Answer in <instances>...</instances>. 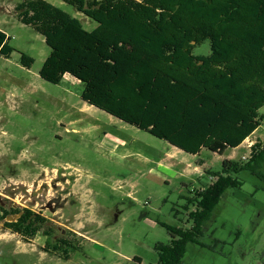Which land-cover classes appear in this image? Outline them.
Listing matches in <instances>:
<instances>
[{
    "label": "rangeland",
    "instance_id": "rangeland-1",
    "mask_svg": "<svg viewBox=\"0 0 264 264\" xmlns=\"http://www.w3.org/2000/svg\"><path fill=\"white\" fill-rule=\"evenodd\" d=\"M46 1L88 31L98 26L62 0ZM20 2L0 0V29L15 49L9 59L0 57V201L8 212L28 208L48 222L26 240L6 228L17 215L0 221V264L158 263L156 246L172 239L162 224L191 229L189 200L215 181L210 174L225 160L247 161L251 143L264 147V120L240 148L223 155L185 153L84 103L72 77L59 85L43 80L50 49L20 22ZM22 54L35 60L31 69L21 65ZM195 54L210 55V41ZM259 113L264 117V107ZM237 177L243 186L227 191L201 246L190 244L181 264H259L264 164L257 175ZM63 237L78 248L68 260L52 247Z\"/></svg>",
    "mask_w": 264,
    "mask_h": 264
},
{
    "label": "trees",
    "instance_id": "trees-1",
    "mask_svg": "<svg viewBox=\"0 0 264 264\" xmlns=\"http://www.w3.org/2000/svg\"><path fill=\"white\" fill-rule=\"evenodd\" d=\"M78 4L81 14L98 24L93 31L46 0H21L15 8L20 22L43 36L50 49L40 71L43 80L59 85L65 76L72 77L84 103L191 155L203 149L223 155L240 148L262 126L264 0ZM10 41L0 29V57L9 59L15 52ZM206 41L211 54L196 55ZM34 63L21 55L24 68ZM263 164L264 147L257 142L247 161L225 160L220 172H212L215 181L189 200L191 229L162 224L172 239L156 246V264H181L190 244L201 246L205 226L227 191L243 186L237 175H257ZM21 212L5 210V216ZM23 212L6 228L32 240L48 220ZM52 247L67 260L78 250L64 237Z\"/></svg>",
    "mask_w": 264,
    "mask_h": 264
},
{
    "label": "flooded vegetation",
    "instance_id": "flooded-vegetation-1",
    "mask_svg": "<svg viewBox=\"0 0 264 264\" xmlns=\"http://www.w3.org/2000/svg\"><path fill=\"white\" fill-rule=\"evenodd\" d=\"M69 2L71 1V2H73V4L74 5H69V3H66L68 6H70V7H72V8H74L78 13H81L80 11H79V4L78 3H80L81 1H83L84 3H90V2H93V1H97V2H101V1H103V0H68ZM87 7V6H86ZM0 145H3L1 142H0ZM59 200H55V202H58ZM14 209H16V208H14ZM19 209H21V208H19ZM5 210H6V208H5V204H4V202H1L0 201V221H5L6 220V216H5ZM24 210H28V208H25V209H21V213L20 214H18L17 215V219L14 221V222H16L17 220H19L20 218H21V216L23 215V211ZM32 211V210H31ZM34 212V211H33ZM36 213V212H35ZM7 223H11V222H7ZM262 254V253H261ZM258 262H259V264H264V254L263 255H260V258L258 259Z\"/></svg>",
    "mask_w": 264,
    "mask_h": 264
},
{
    "label": "built area",
    "instance_id": "built-area-1",
    "mask_svg": "<svg viewBox=\"0 0 264 264\" xmlns=\"http://www.w3.org/2000/svg\"><path fill=\"white\" fill-rule=\"evenodd\" d=\"M253 145H254V143H251V144L249 145L250 150H251V148L253 147Z\"/></svg>",
    "mask_w": 264,
    "mask_h": 264
},
{
    "label": "crops",
    "instance_id": "crops-1",
    "mask_svg": "<svg viewBox=\"0 0 264 264\" xmlns=\"http://www.w3.org/2000/svg\"><path fill=\"white\" fill-rule=\"evenodd\" d=\"M8 36V35H7ZM254 135H255V133H254ZM245 142H247V141H245ZM243 144H245V143H243Z\"/></svg>",
    "mask_w": 264,
    "mask_h": 264
}]
</instances>
